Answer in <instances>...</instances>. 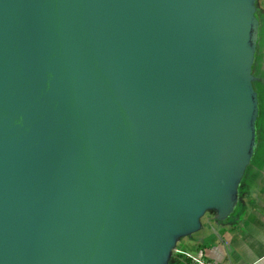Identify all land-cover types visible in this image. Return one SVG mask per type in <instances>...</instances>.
<instances>
[{"label": "water", "instance_id": "95a60500", "mask_svg": "<svg viewBox=\"0 0 264 264\" xmlns=\"http://www.w3.org/2000/svg\"><path fill=\"white\" fill-rule=\"evenodd\" d=\"M258 1L0 0V264H168L228 221Z\"/></svg>", "mask_w": 264, "mask_h": 264}, {"label": "crops", "instance_id": "0c3cea01", "mask_svg": "<svg viewBox=\"0 0 264 264\" xmlns=\"http://www.w3.org/2000/svg\"><path fill=\"white\" fill-rule=\"evenodd\" d=\"M257 171L256 182L239 192L237 215L222 224L209 216L198 233L176 243V253L188 257L201 250L219 264H264V165Z\"/></svg>", "mask_w": 264, "mask_h": 264}, {"label": "rangeland", "instance_id": "374dc122", "mask_svg": "<svg viewBox=\"0 0 264 264\" xmlns=\"http://www.w3.org/2000/svg\"><path fill=\"white\" fill-rule=\"evenodd\" d=\"M258 6L264 13V3L263 0L258 1ZM255 80H254V88L258 94V100H259V109H260V115L257 121V128L259 133V142L256 147L255 153L250 161V163L247 165L245 173L238 185L239 192H243V189L251 187L257 179L258 171L257 167L260 168L264 165V25L262 28V31L260 33V39L258 43V52L256 57V64H255ZM252 190V188L250 189ZM240 210V206H237L235 209V212L233 215L228 219L229 221L232 220L237 213ZM214 213L211 210H208L205 212V214L201 217L200 223L205 224L207 218L210 216H213ZM212 223L214 224H222L225 223L223 221H220L216 218H212ZM200 230V229H199ZM195 231V233H198V231ZM194 233V232H193ZM189 235H193L192 233ZM189 235L183 236L179 238L177 241V245H180L183 241L184 243L188 241ZM190 244V243H188ZM176 253V246L171 252L172 255H175Z\"/></svg>", "mask_w": 264, "mask_h": 264}, {"label": "trees", "instance_id": "16d2710c", "mask_svg": "<svg viewBox=\"0 0 264 264\" xmlns=\"http://www.w3.org/2000/svg\"><path fill=\"white\" fill-rule=\"evenodd\" d=\"M259 15H260V33H261L264 25V13L260 8H259ZM187 261H188V257L175 253V255L172 254L170 255L168 264H186Z\"/></svg>", "mask_w": 264, "mask_h": 264}, {"label": "built area", "instance_id": "2783aa9c", "mask_svg": "<svg viewBox=\"0 0 264 264\" xmlns=\"http://www.w3.org/2000/svg\"><path fill=\"white\" fill-rule=\"evenodd\" d=\"M186 264H219L216 263L207 257H205L204 253L200 250L196 255L188 256V261Z\"/></svg>", "mask_w": 264, "mask_h": 264}]
</instances>
